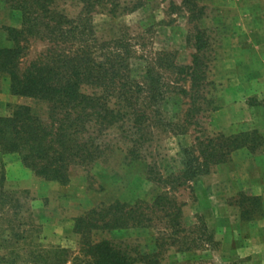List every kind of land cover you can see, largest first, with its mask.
Here are the masks:
<instances>
[{"label": "rangeland", "instance_id": "374dc122", "mask_svg": "<svg viewBox=\"0 0 264 264\" xmlns=\"http://www.w3.org/2000/svg\"><path fill=\"white\" fill-rule=\"evenodd\" d=\"M56 7L70 18H90L93 33L86 38L98 54L123 41L136 105L147 116L140 132L146 141L132 156L131 122L108 127L99 134L102 156L72 165L68 181L45 179L24 167L18 153L0 152V194L7 196L0 198V264H52L45 251L55 247L65 248L64 264H72L80 252L76 218L116 200L136 207L142 224L98 230L93 238L119 242L137 264H148L140 255L152 252L156 264H264V0H105L90 12L81 0H58ZM12 27H22V14L0 0V47L13 45ZM24 40V63L53 45ZM196 54L199 80L187 68ZM0 84V115L17 104L47 115V103L11 93L6 74ZM246 132L249 147L186 183L157 180L182 172L185 149L197 138ZM164 193L180 205L173 220V207H151Z\"/></svg>", "mask_w": 264, "mask_h": 264}, {"label": "trees", "instance_id": "16d2710c", "mask_svg": "<svg viewBox=\"0 0 264 264\" xmlns=\"http://www.w3.org/2000/svg\"><path fill=\"white\" fill-rule=\"evenodd\" d=\"M5 1L21 12L22 27L10 28L13 45L0 47V80L6 74L11 93L45 102L48 111L43 116L28 105L17 104L9 114L0 115V152L18 153L24 167L45 179L68 181L72 165L89 164L104 153V142L99 134L129 120L135 131L128 152L140 156L138 153L146 141L140 133L141 124L147 116L136 105L137 84L129 82L128 56L120 49L123 41L116 40L117 51L100 55L86 38L87 32L93 33L89 17L84 15L82 20L68 17L57 10L58 0ZM104 1L81 0L85 12L94 10ZM26 36L46 38L53 45L24 63ZM196 44L200 51L202 40L198 38ZM187 68L192 79L199 80L203 70L199 54L194 55L193 63ZM148 78L153 79L151 70ZM86 87L92 90L87 91ZM155 96L156 92H152L150 98ZM250 135L247 132L230 136L218 133L206 140L197 138L195 145L185 149L182 172L157 180L182 185L202 173L204 167L224 162L233 151L249 147ZM0 170L2 186L5 179L2 163ZM0 195L7 198L5 192ZM152 206H164V210L173 207L174 210L168 212L172 220L180 215V205L167 193L158 195ZM143 218L136 207L120 200L77 217L75 231L80 235V252L72 258V264H137L138 256L122 244L109 238L95 240L93 234L98 230L137 226L142 224ZM45 252L52 254L51 260L46 262H66L65 248L55 247ZM156 255L155 252L141 254L140 258L148 264H156L153 262Z\"/></svg>", "mask_w": 264, "mask_h": 264}]
</instances>
